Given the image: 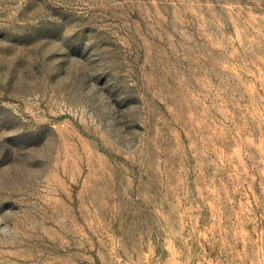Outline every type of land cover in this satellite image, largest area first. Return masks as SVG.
Wrapping results in <instances>:
<instances>
[{"label": "rangeland", "instance_id": "obj_1", "mask_svg": "<svg viewBox=\"0 0 264 264\" xmlns=\"http://www.w3.org/2000/svg\"><path fill=\"white\" fill-rule=\"evenodd\" d=\"M0 264H264V0H0Z\"/></svg>", "mask_w": 264, "mask_h": 264}]
</instances>
